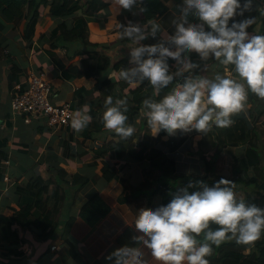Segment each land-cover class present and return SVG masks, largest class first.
Returning <instances> with one entry per match:
<instances>
[{
	"label": "crops",
	"instance_id": "0c3cea01",
	"mask_svg": "<svg viewBox=\"0 0 264 264\" xmlns=\"http://www.w3.org/2000/svg\"><path fill=\"white\" fill-rule=\"evenodd\" d=\"M76 1L30 0L26 9L28 17L13 21L0 14V216H10L19 209L17 185L27 183L36 176L49 178L58 170H64L71 181L81 177L88 179L83 185L71 184V181L70 185H62L64 192L60 193L61 200L56 199L53 203V207L58 204L59 208L56 216L58 225L53 232L34 224L28 228L15 224L19 240L0 245V264H108L107 255L125 247L135 234L138 235L134 227L136 212L132 205L119 200L124 184L118 177L127 164L136 161L129 155L122 159L112 157L110 142L116 136L101 133L85 137L83 129L76 132L70 126L52 128L43 115L28 116L15 113L12 109L11 101L17 86L26 81L31 71L45 73L51 82L53 103L69 102L73 114L77 110H87L91 116L95 114L98 100L107 94L104 89V85L108 84L106 78L109 79L107 81L123 80L119 71L111 68L104 70L99 78L95 75L66 78L63 70L89 57V53L77 54L79 49L98 52L99 56L109 58L111 66L128 60L129 41L117 36L115 25L118 22L127 23L129 19L141 23L140 5L143 0L132 10L120 8L116 0H82L81 9L68 11ZM182 5L183 0H176L166 12L153 17L163 29L160 38L168 33L174 34L173 21ZM32 16H36L37 20L34 32L29 35L28 21ZM78 16L86 20L90 45L82 44L78 37L60 40L58 35L53 36L54 30L63 23L68 26L63 31L71 29ZM258 31V27L250 30ZM150 41L151 37L143 42ZM230 70V66L214 61L206 66L205 74ZM138 82H130L124 89L133 102L143 100L153 91V87L145 81L140 90L131 93ZM80 91L84 98L93 99L92 106L86 101L80 103L76 98ZM235 116L244 118L251 127L257 124L259 143H264V100H247L246 108ZM207 134L178 130L173 135L177 140L188 137L177 149L168 153L174 159L177 170L193 173L202 168L201 174H205L204 156L210 157L214 151ZM148 135L151 136L148 138L150 141L157 136ZM190 148L202 159L190 155ZM105 162L110 166L99 174L98 170ZM143 167L149 168L150 164L144 163ZM94 195L100 196L109 206V211L95 224H90L80 215V210L83 203ZM129 227H133L134 234L121 240ZM146 258L149 264H159L147 253Z\"/></svg>",
	"mask_w": 264,
	"mask_h": 264
},
{
	"label": "clouds",
	"instance_id": "9594fccd",
	"mask_svg": "<svg viewBox=\"0 0 264 264\" xmlns=\"http://www.w3.org/2000/svg\"><path fill=\"white\" fill-rule=\"evenodd\" d=\"M116 3L132 10L141 0ZM254 5L255 0H183L173 21L174 34L159 43L143 42L163 31L155 18L115 25L117 36L129 41L128 66L120 69L119 77L147 81L155 90L142 100L153 135H175L178 130L207 134L213 127L230 126L250 94L264 99V32H250L256 17L246 15ZM210 58L231 70L211 75L196 71L200 61ZM127 108V97L108 95L104 100L103 127L118 140L136 131ZM91 120L87 110H77L70 127L79 132ZM170 196L166 203L140 209L134 225L138 235L131 245L107 255L108 264H149L146 253L159 264H210L214 247L224 241L247 245L264 235V206L239 197L229 179L211 184L189 180Z\"/></svg>",
	"mask_w": 264,
	"mask_h": 264
},
{
	"label": "trees",
	"instance_id": "16d2710c",
	"mask_svg": "<svg viewBox=\"0 0 264 264\" xmlns=\"http://www.w3.org/2000/svg\"><path fill=\"white\" fill-rule=\"evenodd\" d=\"M175 1L143 0L140 5V11L142 8L141 23L163 14ZM29 3L30 0H0V14L10 21L25 16L28 17L26 9ZM83 3L82 0H77L68 11L81 9ZM246 15L256 17L254 24L249 26V31L258 27V32H264V0H255L253 10L246 13ZM36 20L37 17L32 16L28 21L29 35L34 32ZM67 27L66 23L59 25L54 30L53 36L58 35L60 40H70L78 37L82 44H91L88 40L87 23L83 16H78L75 19V25L71 29L63 31V28ZM160 39L159 35L156 38L151 37L149 43H159ZM76 53H89V60L88 58L82 59L79 62L80 65L78 64L79 66L76 64L63 70V75L66 78L84 75H95L99 78L104 70L108 68L120 71L124 65L128 66V60H121L116 65L111 66L109 58L99 56L98 52L79 49ZM192 58L199 59L195 53L192 54ZM214 61L211 58L208 61H200V68L196 71L205 74L206 66ZM173 71H175V66H173ZM107 79L106 83L108 84L104 85L107 94L98 100L95 106V114L82 133L85 137L101 133L113 134L111 130L103 127L101 120L104 100L108 95L113 96L114 99L127 97L128 122L135 127L136 131L127 139L118 140L117 137L113 138L110 142L112 144L110 149L113 158L122 159L129 155L136 161L127 164L126 169L118 175L120 181L124 184V191L119 200L132 205L136 215H138L142 206H145L144 209H151L161 203H166L171 198L170 193L175 191L177 187L186 185L189 180L203 179L211 184L221 177L229 179L235 184V191L239 197L264 206V143H259V126L257 124L251 127L244 118L234 115L233 123L230 126L213 127L208 132L207 137L214 151L210 157L204 156L205 174H201L202 168L193 173L180 172V170H177L178 167L176 169L174 159L168 153L177 149L188 137L185 136L177 140L173 135L161 132L157 134L154 140L150 141L148 138L151 136L148 134H151V129L143 111L142 100L133 102L129 94L124 92L125 87L130 82L125 80L107 81ZM143 84H145V81L138 82L135 90H130L131 93L140 90ZM153 95H155L154 89L148 97ZM76 98L80 100V103L86 101L90 106L94 104L93 99L84 98L81 91L77 92ZM156 98L160 99L161 97L157 96ZM248 100L257 102L264 99L252 94L248 97ZM139 132L140 136L137 137ZM255 138L256 140H254ZM239 146L245 147L242 150L235 151L234 149ZM188 150L190 155L202 159V156L196 154L191 148ZM220 158H223L224 169L219 168ZM144 163H149L150 167H143ZM109 166L110 163L105 162L98 173H103ZM69 181H71L70 175L64 170H58L56 175L49 178L36 176L27 183L18 184L16 192L19 209L10 216H0V245L3 246L6 243L19 240L20 235L14 227L15 224L24 228L34 224L49 232L56 230L58 225L56 216H58L57 210L59 208L58 204L53 207V203L56 199L61 200L60 193L64 192L62 185H70ZM87 181V178L81 177L78 180L71 181V184L83 185ZM108 211L109 206L99 195H94L83 203L80 215L90 224H95ZM133 234V227H129L120 239L124 241ZM129 244L131 245L132 241ZM208 259L210 264H264V235L247 245L237 244L234 240L224 241L219 247H214L213 254Z\"/></svg>",
	"mask_w": 264,
	"mask_h": 264
},
{
	"label": "built area",
	"instance_id": "2783aa9c",
	"mask_svg": "<svg viewBox=\"0 0 264 264\" xmlns=\"http://www.w3.org/2000/svg\"><path fill=\"white\" fill-rule=\"evenodd\" d=\"M51 89V82L44 72L37 70L29 72L26 81L17 86L13 95L11 101L13 112L28 116L43 115L48 126L52 128L69 127L73 116L72 105L69 102L53 103L50 97Z\"/></svg>",
	"mask_w": 264,
	"mask_h": 264
},
{
	"label": "rangeland",
	"instance_id": "374dc122",
	"mask_svg": "<svg viewBox=\"0 0 264 264\" xmlns=\"http://www.w3.org/2000/svg\"><path fill=\"white\" fill-rule=\"evenodd\" d=\"M210 144V143H209ZM212 146V145H211ZM239 147H243V146H239ZM238 147V148H239ZM238 148H236V149H234L235 151H238L237 149ZM219 168H221V169H223L224 168V162H223V158H220V160H219Z\"/></svg>",
	"mask_w": 264,
	"mask_h": 264
},
{
	"label": "water",
	"instance_id": "95a60500",
	"mask_svg": "<svg viewBox=\"0 0 264 264\" xmlns=\"http://www.w3.org/2000/svg\"><path fill=\"white\" fill-rule=\"evenodd\" d=\"M250 95H252V94H250Z\"/></svg>",
	"mask_w": 264,
	"mask_h": 264
}]
</instances>
